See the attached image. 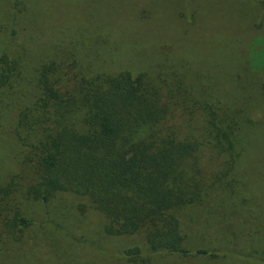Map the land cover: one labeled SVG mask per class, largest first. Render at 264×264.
<instances>
[{
    "label": "trees",
    "instance_id": "obj_1",
    "mask_svg": "<svg viewBox=\"0 0 264 264\" xmlns=\"http://www.w3.org/2000/svg\"><path fill=\"white\" fill-rule=\"evenodd\" d=\"M183 34L179 49L190 45ZM224 53L154 73L95 70L76 57L41 63L37 93L18 108L13 130L36 175L24 196H85L106 234L143 233L167 254L219 256L204 242L218 225L264 238V65L259 72L240 49ZM22 67L0 54V107ZM18 187L0 174V238L33 223Z\"/></svg>",
    "mask_w": 264,
    "mask_h": 264
},
{
    "label": "rangeland",
    "instance_id": "obj_2",
    "mask_svg": "<svg viewBox=\"0 0 264 264\" xmlns=\"http://www.w3.org/2000/svg\"><path fill=\"white\" fill-rule=\"evenodd\" d=\"M186 30L190 45L179 49ZM204 45L212 54L202 52ZM227 47L262 70L264 0H0V54L23 62L21 83L5 91L0 107V174L18 181L15 198L33 219L22 234L0 238L1 264H264V238L227 227L205 231L217 257L167 254L151 250L143 233L106 234L102 214L85 196L60 192L43 202L23 194L36 175L13 130L18 108L37 93L41 63L76 57L101 71L170 72L179 59L197 67L211 55L225 57ZM223 231L227 237L219 238Z\"/></svg>",
    "mask_w": 264,
    "mask_h": 264
}]
</instances>
